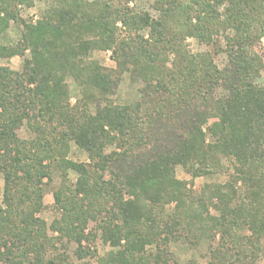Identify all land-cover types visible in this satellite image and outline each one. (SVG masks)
Masks as SVG:
<instances>
[{
  "label": "trees",
  "instance_id": "1",
  "mask_svg": "<svg viewBox=\"0 0 264 264\" xmlns=\"http://www.w3.org/2000/svg\"><path fill=\"white\" fill-rule=\"evenodd\" d=\"M50 1L27 23L11 8L27 1L0 0V39L12 19L22 25L19 42L0 50L30 54L21 73L0 67V263L32 256L36 264H55L45 259L51 240L38 217L43 180L51 181L55 166L64 178L69 170L79 174L76 189L54 194L62 235L81 243L89 220L111 205L100 229L117 251L97 264H171L167 246L182 238L196 246L217 242L211 264H251L264 252V56L255 51L264 37V0H157L156 18L128 0ZM147 29L148 37L140 34ZM229 31L223 70L212 54L187 50L188 38L213 45ZM93 50H111L117 67L87 60ZM126 72L145 87L140 101L121 106L107 98ZM67 75L82 91L75 107ZM25 120H38L34 140L16 133ZM49 130L55 135L47 139ZM71 142L90 164L68 159ZM109 147L115 150L107 153ZM223 159L233 167L231 180L200 195L175 176L177 166L193 179L215 174ZM172 203L173 215L164 218Z\"/></svg>",
  "mask_w": 264,
  "mask_h": 264
},
{
  "label": "rangeland",
  "instance_id": "2",
  "mask_svg": "<svg viewBox=\"0 0 264 264\" xmlns=\"http://www.w3.org/2000/svg\"><path fill=\"white\" fill-rule=\"evenodd\" d=\"M25 4L11 5L13 9L12 12L18 15L19 18L27 23H35L41 17V15L48 10L52 3L50 0H25ZM89 2H95L97 0H88ZM113 2V0H105ZM116 3H123L126 0H114ZM157 0H128V6L134 11L141 13H148L152 17L156 18L158 16L157 9L155 7ZM1 6V2H0ZM223 11V8L221 9ZM3 16V15H2ZM119 28H121L120 36L127 37L129 35L128 31L122 27L119 23ZM21 29L22 25L19 22H15L14 19L11 20L10 26L7 31L3 34L0 39V47L12 48L21 39ZM140 34L148 37L149 30L142 31ZM233 31L223 34L222 32L216 36V43L213 45H208L201 43L196 39L188 38L185 42L187 50L193 54L199 53H210L214 58L216 66L223 70L228 66V56L226 53L227 41L225 40V35H233ZM255 51L260 55L264 56V37L261 39L260 43L257 44ZM30 56L29 52L25 54L24 57L21 56H9L0 50V67L9 68L12 71L21 73L24 69V61ZM87 60L91 62H97L107 69H115L117 67L116 62L112 59V51H101L93 50L87 54ZM173 56L170 58L168 67H172ZM264 58V57H263ZM262 79L258 81L259 84L263 83L264 70L262 71ZM65 85L67 93L69 94L70 104L72 107L78 106L79 101L82 100V91L79 88L76 80L71 76L67 75L65 79ZM145 87V83L141 80H134L131 75L126 72L123 74L118 89L114 96H109L108 101L113 102L121 106L134 105L140 101L141 90ZM95 106H91V111L94 112ZM36 121L25 120L22 126L16 131L20 140L31 141L37 137L35 130ZM44 123L42 121H39ZM212 122V120H211ZM55 124V123H54ZM65 127V126H64ZM60 129V132L64 131ZM53 135L52 131L49 130L47 133V139H50ZM70 150L68 153V159L76 163H86L90 164V159L88 155L81 150L74 142L70 144ZM114 147H109L107 153L114 151ZM46 161L44 164H48ZM223 169L217 171L215 174L204 175L193 179L190 174H188L181 166L175 168V176L180 181L187 184L188 188L195 194L200 195L206 186L214 184H225L231 180L233 175V167L230 161L222 160ZM100 173V172H98ZM51 181L48 178L43 180V190H44V206L41 212L38 214L42 220L45 221L47 225L46 236L51 242L47 245V252L45 254L46 260H53L55 264H97L98 260L105 257L109 252L117 249H113L109 244H106L102 239V232L100 229L101 219L107 217L106 212H110L111 205L107 207L102 215L98 216V220L91 219L87 224L85 230V238L80 242L75 239H70L67 236L62 235L59 232L60 224L62 223V211L57 206L55 202L54 194L61 189L68 188L70 190L76 189V183L79 179V174L75 171L69 170L66 173V178L62 172L58 170L55 166L51 167ZM105 181L111 180L110 174L107 172L105 175ZM4 188L5 182L3 175L0 173V207H4ZM91 208L90 204H87ZM96 207V206H95ZM175 203L169 204L165 207L164 218L170 217L175 211ZM98 210V209H97ZM162 212V211H161ZM100 213V212H99ZM212 213L216 214L215 210L212 209ZM163 214H159L158 217ZM163 247V246H162ZM165 247V246H164ZM217 247L216 243H211L205 241L196 246L192 244L189 240L182 238L180 240L172 241L167 246L169 255L167 261L172 264L176 262L177 264H211L213 255L212 249ZM156 253L155 247H149L147 254L154 255ZM31 260L24 261V264H36L34 257L29 258ZM251 264H264V252L261 253L254 260L251 259ZM0 264H6L1 262Z\"/></svg>",
  "mask_w": 264,
  "mask_h": 264
}]
</instances>
